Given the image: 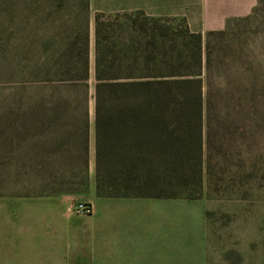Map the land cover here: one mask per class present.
Segmentation results:
<instances>
[{"label": "trees", "instance_id": "1", "mask_svg": "<svg viewBox=\"0 0 264 264\" xmlns=\"http://www.w3.org/2000/svg\"><path fill=\"white\" fill-rule=\"evenodd\" d=\"M263 3L259 0L247 16L229 19L225 28L205 33L188 26L187 30L97 26L93 67L89 30L41 34L37 48H29L21 31L14 51L15 74L25 77L22 85L39 88L40 81L60 88L53 104L39 107L37 101L29 106L41 109V124L72 122L86 128V86L93 78L97 196H184L142 188H201L204 174L214 172V158L226 154L223 143L233 125L230 110L242 113L246 108L254 114L261 108L264 82L247 75L261 69L249 47V31L230 28L234 21L253 16ZM72 89L81 96L65 94ZM87 139L82 137L84 145L75 146L85 164Z\"/></svg>", "mask_w": 264, "mask_h": 264}, {"label": "rangeland", "instance_id": "2", "mask_svg": "<svg viewBox=\"0 0 264 264\" xmlns=\"http://www.w3.org/2000/svg\"><path fill=\"white\" fill-rule=\"evenodd\" d=\"M120 5V0H0V252L39 250V240L53 237L49 228L39 224L52 218L65 202L59 194L73 193V206L89 202V184L95 178L94 159L90 166L81 161L61 162L57 145L43 135L41 109L29 106L37 101L39 107L53 104L60 88L40 81L39 88L32 83L22 85L26 79L15 74L14 65L17 36L22 31L29 48H37L41 34L89 30L93 67L97 26L99 30H187L182 19L151 16L141 9L122 10ZM230 30L249 31V47L261 69L247 75L261 77L264 82V3L250 18L234 21ZM21 87L25 89L20 92ZM86 89L94 121L92 77ZM65 94L77 98L82 92L72 89ZM261 94V108L256 113L246 108L242 113L230 110L233 125L223 141L226 154L214 158V172L204 174L201 188L151 185L142 189L184 196L206 193L264 199V89Z\"/></svg>", "mask_w": 264, "mask_h": 264}, {"label": "crops", "instance_id": "3", "mask_svg": "<svg viewBox=\"0 0 264 264\" xmlns=\"http://www.w3.org/2000/svg\"><path fill=\"white\" fill-rule=\"evenodd\" d=\"M120 1L122 10L182 19L190 30L203 33L247 16L259 0ZM91 114L89 108L87 128L72 122L42 125L45 138L63 156L61 162L85 163L75 152L85 136L87 163L95 161ZM59 196L65 202L39 224L49 228L52 239L39 240V250L0 252V264H264L261 197L97 196L94 177L86 199L92 213L75 211L73 193Z\"/></svg>", "mask_w": 264, "mask_h": 264}, {"label": "built area", "instance_id": "4", "mask_svg": "<svg viewBox=\"0 0 264 264\" xmlns=\"http://www.w3.org/2000/svg\"><path fill=\"white\" fill-rule=\"evenodd\" d=\"M75 211L78 213L90 214L93 212V207L89 202H79L75 205Z\"/></svg>", "mask_w": 264, "mask_h": 264}]
</instances>
